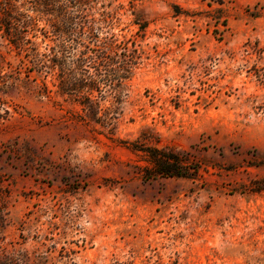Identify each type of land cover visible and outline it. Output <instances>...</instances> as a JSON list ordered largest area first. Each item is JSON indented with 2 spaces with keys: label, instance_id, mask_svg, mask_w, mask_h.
Instances as JSON below:
<instances>
[{
  "label": "rangeland",
  "instance_id": "obj_1",
  "mask_svg": "<svg viewBox=\"0 0 264 264\" xmlns=\"http://www.w3.org/2000/svg\"><path fill=\"white\" fill-rule=\"evenodd\" d=\"M78 6L139 65L87 110L0 32V264H264V0Z\"/></svg>",
  "mask_w": 264,
  "mask_h": 264
},
{
  "label": "trees",
  "instance_id": "obj_2",
  "mask_svg": "<svg viewBox=\"0 0 264 264\" xmlns=\"http://www.w3.org/2000/svg\"><path fill=\"white\" fill-rule=\"evenodd\" d=\"M81 0H34L38 16L20 0H0L1 38L20 58L18 74L23 69L28 77L36 73L43 79L46 93H51L47 80L63 95L73 97L84 109L99 106L95 99L105 89L121 88L132 78L139 59L132 62V52L123 47L115 35L103 34L86 19ZM47 18L49 27H40ZM148 176L195 178L178 154L157 148L149 149Z\"/></svg>",
  "mask_w": 264,
  "mask_h": 264
}]
</instances>
